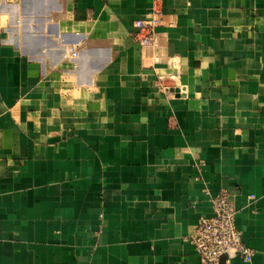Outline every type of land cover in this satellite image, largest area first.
Returning a JSON list of instances; mask_svg holds the SVG:
<instances>
[{
  "label": "crops",
  "instance_id": "crops-1",
  "mask_svg": "<svg viewBox=\"0 0 264 264\" xmlns=\"http://www.w3.org/2000/svg\"><path fill=\"white\" fill-rule=\"evenodd\" d=\"M220 191L264 264V0H0V264H200Z\"/></svg>",
  "mask_w": 264,
  "mask_h": 264
},
{
  "label": "built area",
  "instance_id": "built-area-1",
  "mask_svg": "<svg viewBox=\"0 0 264 264\" xmlns=\"http://www.w3.org/2000/svg\"><path fill=\"white\" fill-rule=\"evenodd\" d=\"M157 24L156 18L147 22L137 19L134 22L140 45L151 43ZM71 53L73 56L77 54L75 50ZM211 208L212 213L201 216L193 231L184 238L196 253L200 264H221L223 257L227 259L230 256H237L245 263L250 262L254 250L242 240V231L235 222L236 208L231 194L220 191L211 198Z\"/></svg>",
  "mask_w": 264,
  "mask_h": 264
},
{
  "label": "water",
  "instance_id": "water-1",
  "mask_svg": "<svg viewBox=\"0 0 264 264\" xmlns=\"http://www.w3.org/2000/svg\"><path fill=\"white\" fill-rule=\"evenodd\" d=\"M224 260V257L222 258V261Z\"/></svg>",
  "mask_w": 264,
  "mask_h": 264
}]
</instances>
